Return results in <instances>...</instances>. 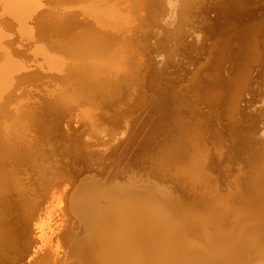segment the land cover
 Here are the masks:
<instances>
[{
    "label": "water",
    "instance_id": "95a60500",
    "mask_svg": "<svg viewBox=\"0 0 264 264\" xmlns=\"http://www.w3.org/2000/svg\"><path fill=\"white\" fill-rule=\"evenodd\" d=\"M234 1L240 0H224L221 8H215V11L220 9V13L214 14L207 22L210 29L203 31L199 39L189 36L186 41L175 44L179 46L178 58L164 60L160 53L154 54L150 44L153 43L151 33L143 41L147 49L142 56L152 58L156 71L162 74L169 69L170 62L177 63L184 46L195 44L200 48L199 61L216 38L231 34L227 44L229 61L224 67L225 75L229 77L243 32L255 29L258 45L264 44V0H250L254 1L251 5L233 12ZM227 5L230 7L228 10ZM144 7L145 16L138 18L142 26L144 20L148 24L152 22L150 18L156 9V0H146ZM75 13H66L65 25L52 31L66 34L67 38L78 21ZM141 25L134 31L136 39L143 37ZM45 27L39 32L46 33ZM164 45L171 47L170 43ZM104 46L103 43H92L89 48L100 53L106 48ZM158 65H161L159 70L156 68ZM37 74L34 78L38 80L46 77L45 73ZM72 75L74 82L70 91L75 88V98L78 97L80 102H70L62 95H39V102L22 104L23 110L17 116L13 105L26 96L20 92V85L0 103V124L14 118L28 124L12 137H4V131L0 129V261L11 262V257L20 252L12 236V226L24 227L29 234L27 205L38 207L49 188L69 178L72 187L65 197V211L70 220L61 240L70 264H147L151 258V247L158 239L182 236L183 232L191 229L208 231L223 214L226 215L224 220H231L235 214L255 217L264 209V176L259 170L253 179L250 177L252 170L248 168L242 178L246 181L236 185L229 176L237 169L236 159L241 156L240 134L236 135L234 143L230 138L225 140L222 158L213 155L217 171L224 178L221 182L223 191H234L229 195L233 200L230 208L223 212L220 206L212 207L207 201L194 199L178 182L165 178L149 163L145 145L139 140L133 123L128 121L125 126L122 121L118 108L119 103H124L114 102L115 96L120 98L119 92L109 95L103 89H95L77 70H72ZM87 77L90 78L89 75ZM79 80L84 86H80ZM87 102L100 109L96 117L123 131L109 136L79 134L80 128H76L73 115ZM67 119H71L69 133L64 127ZM19 203L25 205L24 209ZM243 204L245 206L241 207ZM82 224L88 226L87 237L81 231Z\"/></svg>",
    "mask_w": 264,
    "mask_h": 264
},
{
    "label": "bare ground",
    "instance_id": "6f19581e",
    "mask_svg": "<svg viewBox=\"0 0 264 264\" xmlns=\"http://www.w3.org/2000/svg\"><path fill=\"white\" fill-rule=\"evenodd\" d=\"M60 1L61 4L58 5L60 7H56L57 11H51L52 13L50 14L52 15L48 14L52 16L51 20H49V22H44L41 19V15L45 11V8L50 7L45 2V0H0L1 15L3 19V21H0V103L4 100V97L16 86H22L25 81L31 79H34L35 81L38 80L34 77L38 75V72H43L39 69L31 71L36 68V65L42 67L46 72H56L60 74H54V77H59V80L62 78L61 74L65 73L66 71V73H68L66 79L67 81H72L73 87L74 75L71 76L73 67H70L69 71H67L66 67L69 68L68 64L74 63V66L78 64V67L76 66L77 69L75 68L74 70H77V72L81 74V76L86 80L85 82L88 81L89 85H94L95 89H103L109 95L113 94L114 91L119 92L118 94L121 96L119 99L115 96L114 102L115 104H118V102L120 101L124 103H119L120 107L118 109H120L119 113L122 116L124 125L126 126L128 124L127 120L129 118V115L127 113L129 112V109L134 107V102L139 103L141 99H144L142 98L143 96L140 99V96L143 95L141 94L142 91H146L145 85V88L143 86L140 87V80L133 76L131 72H128V70L131 71V69H135V66L137 65L135 63L141 61L140 59H143L141 58L142 53H144V51L147 49L146 44H143V41L147 39L146 36L151 33L150 35L153 38V43H150L153 47L152 52L154 54L160 53L165 60V58H178L176 52L179 51V46L177 47L175 45L176 43L186 41L189 36H194L197 32L201 33L200 30H202V32L204 31L203 28H200L202 26H199V23H195L196 16H194L197 15V9L200 8H198V5L203 0H156V9L154 11V14L150 18L152 19V22L149 23V25L143 18V26L138 21V17H136L134 0H77V2H74L72 0L71 3L65 2V0ZM138 1L139 4L142 5V7L140 6L139 8L140 17L145 16L146 12L144 6L146 0ZM252 2L254 1H234L233 5H235V9L233 10V12L245 8L249 4L251 5ZM209 5L210 3L208 4V6ZM203 8L204 6L201 7V11ZM212 8L211 10L214 9ZM51 9L55 8L51 6ZM209 10H207V12H205L204 10V12L209 13ZM74 11L77 12L75 13V17L78 21L76 20V25L72 29L74 31L70 30V35L67 38H65L66 34L63 35L60 32L52 31L53 29L59 30L60 26L65 25V14H72ZM220 11L221 10L218 9L216 10V13H220ZM198 12L200 13L199 10ZM204 12L202 11L200 15L205 14ZM200 15H197V17ZM212 15L210 14L211 17ZM203 16L202 18H204ZM8 18L11 19L14 25L10 24ZM86 18L92 19L95 22L96 26L101 30L109 32L108 34L104 33V40L99 42L98 37L95 38L92 33H89V25L91 24V21H85ZM42 22H44L43 27L46 26L45 28H47V31L46 33L42 34V32H40L38 34L37 29L38 26L40 27ZM138 25L142 26V28L140 29V32L143 33L142 39L141 37L139 39L133 37L134 31L136 32V29L140 28ZM13 28L15 32H12ZM40 30L42 29L40 28L39 31ZM112 33H121L122 35H124V37L131 36L130 40H132V43L134 45H132V43L128 41V46H126V48L123 47V45H120L121 47L113 46V43H110L109 41V34L114 36ZM247 33H253L255 37H257V35L255 34L256 30L253 28L247 29L246 32H243L241 35H246ZM16 34L19 37V41L17 43L19 46H22V42L32 43L34 52L33 54L35 55L34 59L28 60L23 56L22 52L12 48V42L10 39ZM230 35L231 34H228L226 37L216 38L213 42V45L209 49H207L206 53L210 54L212 47L218 44H222L224 49ZM42 38H45L46 40H48V42L42 41ZM49 43H52V45H49ZM92 43H103V45L105 44L104 47L106 48H104L99 53L98 51L91 50L89 48V45H91ZM164 43H170L171 47L165 46ZM50 47H55V49H57L53 51L50 49ZM62 47L64 48L63 50L61 49ZM191 48L192 45L188 50H191ZM259 48L260 61L257 64L253 65V71L251 72L250 70L249 74L246 75L247 77L245 79H242L243 81L240 80L239 83L242 84L241 88H246V90L243 93L239 91L240 93L237 95L238 97L235 106V111H237L232 115V118H234L235 121L229 120L228 116L230 115L228 114V111H225V115L222 119H215L213 116L217 113L215 104L209 106L208 108L212 111L205 114V123L210 119L211 116H213V118L211 119V127L213 133L216 130L215 128L220 129L222 127L223 130H226L223 138L224 140L220 143L219 141L216 142V144L218 143V146L215 148H218L221 145L222 148L218 149L225 150V140L230 138V140L233 142V140H236V135L238 136L239 134L242 137V141H240L239 139L241 156L237 157L236 159L238 164L237 169L229 174L231 181L235 185L238 184V182H243V180L246 181V179L242 178L244 175H246L248 168L252 170V174L250 175V177H253V179H256L255 174L258 173V170L261 172L262 176H264V44L260 45ZM110 49L111 51H113V54L111 51L109 52ZM136 49L137 52H135ZM65 50L71 53L70 55H73V57L69 55V57L66 56L67 54H64ZM104 51L105 53H103ZM223 51L224 50H222L220 53V59L223 58V56L225 57V55H223ZM102 53L104 54V56L102 55ZM181 53L185 54L184 52ZM107 56H112L110 58L113 59H109V61H107ZM35 57H41L42 59L35 60ZM173 66L174 65L172 64V62H170L169 67L171 68ZM156 68L157 70H159L161 68V65H158ZM101 71H104L106 73H108L109 71L111 72L110 77L114 76L115 78L111 79L109 77H106L100 79L99 77L101 76L98 77V74ZM104 72L103 74L101 73V75L104 76ZM126 73H129L132 76L129 78V75H127ZM85 74H88L90 78H88V75ZM251 74L252 76L250 78ZM48 75L51 74H46V77L44 78H47ZM195 76H197V73L195 74ZM69 77H72L73 79H68ZM96 77L99 78V80H96ZM61 82H56V87L50 90L56 91L60 88L62 91L63 88H65L66 93H63V96H67L68 100L71 102H80L78 97L75 98L77 96L74 91L75 88H72L74 93H68L70 92V89H67L68 86L66 87L62 85ZM91 82L95 83L91 84ZM78 83H81V87L84 86V84H82V80H79ZM259 88H263V90L259 92ZM31 89L41 91V89H39V87L37 86H33ZM47 89L49 88L47 87ZM72 94H75V96L72 97ZM35 98H38V95H35V93H33L32 96L29 97V99H20L16 104H14L13 108L15 109L17 116L23 110L22 103ZM239 102L240 105L238 106ZM256 103H259L257 104L258 106H256ZM230 108L231 107H229V109ZM92 109L93 112L95 111L96 113L97 111H100V109L92 105V103L87 102V104L80 106L77 109V115L76 113L75 115H79L78 111H85V115L88 116L91 113L90 110ZM193 112L195 114L197 113L194 110ZM106 114L111 115L107 112ZM130 114L132 115V113ZM91 117L92 116H90V118ZM111 117L109 119H111ZM93 120L95 121V119ZM93 120L91 121L94 123ZM70 121L71 119H67L64 122V127L68 133L71 131ZM153 123L154 122H152V125H154ZM156 124L158 123H155V125ZM238 125L240 127H238ZM96 130L98 131V135L104 134L106 136L112 134L115 135L116 133L123 131V129L121 130L120 128H113L109 124L100 128L98 127V125H95L94 131ZM204 134L205 137H203L206 139L208 133ZM203 137H201V139H203ZM186 139H184V141L182 140L183 144L181 143L183 149H186V146L188 144L186 142ZM205 148L204 150L202 149V151H204L203 155L206 151L207 153L203 157V164H200L201 166H204H202V168H204V171L208 169L211 172H209L210 175L214 174L217 177L218 182L217 194L211 196V201H208V198L205 197L208 195V193H201L198 192L195 188H190L188 185L184 184L182 179L179 178L180 180H176V178L173 177L165 169H157V171L160 172L161 175H164L167 179L178 182L181 187L188 191V193L194 199L198 198L203 202L207 201L212 207L213 205L220 206L223 208L224 212L226 211V208H230L231 206V202L233 200L232 198H229V195L234 191H232L231 189H229L227 192L223 191L224 185L221 182L224 178L222 177L221 172L217 171V168L213 162V155L217 154L219 158H222L224 151L215 152V150L209 152L208 155V150H206ZM180 153L181 158H185L186 154H188L185 153L184 150H180ZM149 158L152 163L155 161L152 156H149ZM174 169H171L173 173ZM249 180L251 179H248L247 181ZM71 187V178L62 182H58L48 189L45 194L44 200L42 201V203L39 202L40 204L38 207L35 204L27 205L30 212H28L30 216H28L27 219V222L29 223V227L27 229L29 231L31 239L30 241L27 239L28 235L25 232L24 227L18 229V226H12V236L14 237L17 248L20 249V252L18 253V255L11 257V262L3 263L2 261H0V264H49V261L46 259L48 255H51V257L54 259L53 264H55L60 261V257L64 258L66 257V255L68 256V252L62 243L61 235L70 220V216L65 211V197ZM236 187H238V185ZM18 205L24 209L25 205L21 203H19ZM244 206L245 204H243L241 207ZM225 216L226 215L223 214L218 217L219 220L214 224L212 223V226H210L208 231L204 230L203 228H199L198 231L191 229V231L189 232H183V234H181L182 236L172 235L170 237L156 240L151 247V258L149 259L147 264H264V209L260 210L257 215H255V217H251L246 214H235V216L231 217V220H224ZM81 231L84 233L85 237L88 236L89 229L87 224H82ZM65 260H61V264H70V262L65 263ZM128 264L137 263L130 262Z\"/></svg>",
    "mask_w": 264,
    "mask_h": 264
},
{
    "label": "rangeland",
    "instance_id": "374dc122",
    "mask_svg": "<svg viewBox=\"0 0 264 264\" xmlns=\"http://www.w3.org/2000/svg\"><path fill=\"white\" fill-rule=\"evenodd\" d=\"M73 1L77 2V0H73ZM223 1L224 0H216V1L215 0H203L200 3L201 5L200 4H199L200 6L198 5V8L199 7L200 8L197 9V15H200L202 11L204 12V10L205 12H207V10L210 9L208 11L209 13L204 12L205 13L203 14L204 16L200 15L201 18L200 16L197 17V15H194L196 16L195 23H199V26H202L200 28L201 29L203 28L204 31L210 29V26L207 24L208 20L210 21L212 18L210 14L211 15L216 14V11L214 12L215 8L218 6H219L218 8H221L220 7L221 2ZM45 2L50 7H47L44 9L46 12L43 10L44 12L42 13L43 16L41 15V19L44 22L46 21L49 22V20H51V17H52L50 16L52 15L50 14L52 13L51 11H57L56 7H60L58 5L61 4V1L60 0H45ZM65 2L71 3L72 0H65ZM209 3L210 5L208 6ZM134 4H135L134 9L136 10V13H135L136 17L139 18L140 17L139 8L140 6L142 7V5L139 4L138 0H134ZM51 6L54 7L55 9H51ZM202 6H204V8L201 11ZM211 8L213 10H211ZM229 8L227 6V10ZM198 10L200 11V13L198 12ZM225 11L226 10H224V12ZM44 14L46 17L44 16ZM202 16L204 18H202ZM1 19H2V15H1V7H0V21H3V19L2 20ZM8 19H9L8 21L10 22V24L14 25L11 19L10 18ZM89 20L91 21V24L89 25V28H90L89 33L90 34L92 33L95 38L98 37L99 42H101L102 40H104L103 39L104 33L108 34L109 32L103 31L99 27H97L95 22L92 19L90 18L85 19V21H89ZM44 22H42L40 27L38 26V29H37L38 34L40 33L39 29L43 27ZM200 31L202 33V30ZM12 32H15L14 28L12 29ZM198 33L199 32L195 33L194 35L196 39H199L202 36L200 35L201 33H199V35ZM112 34L114 36L109 34L110 36L109 41L110 43H113L112 44L113 46L119 47L120 45H123V47L126 48V46H128L127 44L128 41L132 43V40H130L131 36L124 37V35H122L121 33L119 34L112 33ZM242 39H243L242 43L238 44L237 49L234 53L233 69L229 77H226L225 75L226 73L224 72V67L228 65V61H229L228 48H227L228 42L226 43L224 49H223L222 44L214 45L211 49V53H210L211 55L206 53L204 57L199 61L197 57H199L198 51L200 50V48L196 47L195 44H192L191 50H188L191 47V45H186L183 47V49H181V51H183L185 54H183L180 57V59L176 61L177 63H172L174 65L173 67L171 68L169 67V70L166 69L162 74L156 71L155 62L153 61L152 58L150 57L144 58L143 56H141V58H143V59H140L141 61L136 62V63H135L136 60L134 61V63L137 64L135 66V69H131V71L128 70L129 73L131 72L133 76H135L137 79L140 80L139 81L140 87L141 86L144 87V85L146 87V88L144 87L146 91L145 92L142 91L141 94L143 95L140 96V99L142 96H143L142 98L144 99L143 100L141 99L139 103L134 102V107L129 109V112L127 113L129 115L128 116L129 118L127 121L133 123V127L136 131V134L138 135L139 140L145 145L147 156L148 157L152 156L153 159L155 160L152 163L149 158V163L155 166L156 169L158 170L165 169L173 177H175L176 180L182 179L184 184L188 185L190 188H195L197 189L198 192H201V193H208V195L206 194L208 197L204 195L206 198H208V201L212 200L211 196L217 194L218 182H217V177L214 174L210 175L209 174L210 171L208 169L204 171V168H202L203 165L201 166V164H203V157L207 153L206 150H208V155H209V152H212L215 150H216L215 152L224 151V149L223 150L218 149V148H222L221 145L218 148H215V147L218 146V143L216 144V142L219 141L220 143L221 141L224 140L223 138L225 134L222 127L220 129L215 128L216 130L213 133L212 127H211V124H212L211 119L213 118V116L215 119H222L223 116L225 115V111H228V114L230 115L228 116L229 120L235 121V119L232 118L233 117L232 115L233 113L237 111V110L235 111L236 101L238 97L237 95L240 92L243 93L246 90V88L245 89L241 88L242 84H239L240 80L243 81L242 79H245L247 77L246 75L249 74V71L250 70L251 72L253 71L252 69L253 65L257 64L260 61V52H259L260 48L258 46V37H255L253 33H247L246 35H243ZM10 40L12 42V48L22 52L23 56L26 57L28 60L34 59L35 55L33 54L34 52H33V46L31 42H22L21 43L22 46H19L17 44L19 41V37L17 34L14 37H11ZM41 40L48 42V40H46L45 38H42ZM49 45H52V43H49ZM132 45L134 44L132 43ZM212 45L213 43L210 45V47ZM50 49L55 51L57 48L55 49V47H52V48L50 47ZM61 49L63 50L64 48L62 47ZM222 50H224L223 55H225V57L223 56V58L220 59L219 56ZM110 51L111 49L109 50V52ZM111 52L113 54V51ZM135 52H137V49ZM103 53H105V51ZM103 53L102 55L104 56ZM64 54L66 56L68 55L71 56L70 55L71 53L67 52L66 50ZM71 57H73V55ZM110 57L112 56H107V58L106 57L105 58L107 61H109V59H113ZM36 59L40 60L42 58L35 57V60ZM69 64H68L69 68L66 67L67 71H69L70 67H73V70L75 68L77 69L78 67V64L76 63L75 64L77 67L74 66V63H69ZM36 69H39L45 74H51V75H48L47 78H44L42 80L35 81L34 79H31V80L25 81L23 85L21 86V90H20L21 93H27L26 97H24L23 100L27 98L29 99V97L32 96L33 93H35V95H38V98L31 99L29 101L27 100V102L25 101L22 104H30L34 102H39L40 100L39 95L45 96V93L48 95H62L63 96V93H66L65 88H63L62 91L60 88L59 89L56 88L57 89L56 91L50 90L56 87L57 85L56 82L60 83L62 81L61 84L66 87L68 86L67 89H70L72 87V81H67L66 79V76L68 75L66 71H65L66 74L65 73L61 74L62 78L59 80V77H54V74L60 75L56 72L55 73L46 72L43 70L42 67L37 66V65H36V68L31 71H35ZM31 71H28V72H31ZM103 72L101 71L98 74V77L101 76L99 77L100 79L106 78V77H109L111 79L115 78L114 76L110 77L111 72L109 71L108 73H106L107 71L104 72L105 74L104 76L101 75V73L103 74ZM129 73H126V74L129 75V78H130L132 75ZM196 73H197V76H195ZM251 76L252 74L250 75V78ZM99 78H97L96 80H99ZM92 83H95V82H91V84ZM33 86L39 87L41 91L36 90V89H31ZM46 86L49 89H47ZM262 90L263 88H259V92ZM68 93H74V92L72 90ZM73 96H75V94L74 95L72 94V97ZM65 99L68 100V97L65 96ZM214 104L216 105L215 109L217 113L211 116L210 119L207 120L205 123V116H206L205 114L212 111L208 107ZM257 104L259 103H256V106H258ZM239 105H240V102L238 106ZM228 106L231 108L229 109ZM93 109L90 110L91 115L89 114L93 118L92 117L90 118L89 115H88L89 117L85 115L86 114L85 111L83 112L78 111L79 112L78 116H76L77 112H75L76 115L74 113L73 117L75 119L74 121L76 122V128L77 129L78 127L80 128L78 130L79 134H82L85 136H88L90 133L97 134L98 131L97 130L94 131L95 125H98V127L100 128L108 124V123L105 124V122H103L102 120H99L98 117L96 118L94 114L97 115L98 113H100V111H97L96 113L95 111L93 112ZM193 110L196 111L197 113L195 114ZM130 113H132V115ZM93 119H95L96 122ZM91 120H93L94 123ZM17 121L18 119L14 118V119L5 120L0 124V129L4 131V137H7V136L12 137L13 133L18 134L19 132L24 130L26 125H28L26 122H23V121L17 122ZM152 122H154L153 123L154 125H152ZM155 123H158V124L155 125ZM80 124H82L81 127H80ZM204 133H208V136H206L207 137L206 139L204 138L205 137ZM201 137H203V139L205 140L201 139ZM184 139H186L187 140L186 142L189 144V145L187 144L186 146L187 150L183 149V146L181 145V143L183 144L182 140L184 141ZM204 148L206 149L205 150L206 152L203 155L204 151H202V149L204 150ZM180 150H184L185 153H188L185 156L186 159L181 158ZM171 169L172 170L174 169V173L172 172ZM27 239L29 241L31 239L29 234L27 236ZM46 259L49 261V264H53L54 259L51 257V255H48ZM59 260L60 261L55 264H61V260L62 261L65 260V263L66 262L69 263L67 255L64 258L60 257Z\"/></svg>",
    "mask_w": 264,
    "mask_h": 264
}]
</instances>
